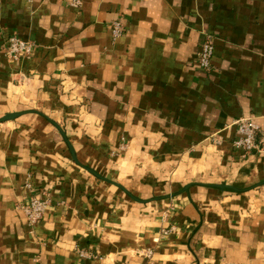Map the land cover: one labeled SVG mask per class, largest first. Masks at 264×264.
<instances>
[{
  "label": "crops",
  "instance_id": "crops-1",
  "mask_svg": "<svg viewBox=\"0 0 264 264\" xmlns=\"http://www.w3.org/2000/svg\"><path fill=\"white\" fill-rule=\"evenodd\" d=\"M12 35L33 52H0V264H264V151L230 126L264 131V0H0Z\"/></svg>",
  "mask_w": 264,
  "mask_h": 264
},
{
  "label": "built area",
  "instance_id": "built-area-1",
  "mask_svg": "<svg viewBox=\"0 0 264 264\" xmlns=\"http://www.w3.org/2000/svg\"><path fill=\"white\" fill-rule=\"evenodd\" d=\"M73 7H79V3L75 2ZM123 32L124 29L120 20L113 21L110 24V34L113 42L120 38ZM0 52L4 54L10 63H14L22 59L27 60L32 55L33 44L16 35H12L6 39ZM212 53L213 42L211 38H208L201 45L197 53L196 64L200 70L207 71L210 68ZM230 126L234 128L235 133V138L231 142V146L234 150L240 151L243 155L264 151V131L255 125L251 119H237L234 120ZM208 139H210V142L216 146H221L223 143L221 139L217 138L214 134L209 136ZM25 187L29 189L30 185L26 183ZM49 206L50 200L46 194L44 199L32 197L29 201H27V203L19 205L18 208L24 214L26 225L29 228H33L41 221L46 209ZM175 230L176 229L174 227L160 229L157 237L153 241L154 245H159L163 240L173 234ZM152 253V250L145 253V257L148 261H150Z\"/></svg>",
  "mask_w": 264,
  "mask_h": 264
},
{
  "label": "water",
  "instance_id": "water-1",
  "mask_svg": "<svg viewBox=\"0 0 264 264\" xmlns=\"http://www.w3.org/2000/svg\"><path fill=\"white\" fill-rule=\"evenodd\" d=\"M15 115H9V116H7V117H5V119H11V118H13ZM89 172H91V171H89ZM91 173H93V172H91ZM94 174V173H93Z\"/></svg>",
  "mask_w": 264,
  "mask_h": 264
}]
</instances>
